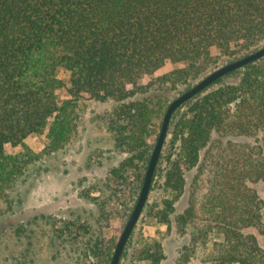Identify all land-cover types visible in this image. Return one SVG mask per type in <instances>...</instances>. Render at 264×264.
Segmentation results:
<instances>
[{"label": "trees", "instance_id": "obj_1", "mask_svg": "<svg viewBox=\"0 0 264 264\" xmlns=\"http://www.w3.org/2000/svg\"><path fill=\"white\" fill-rule=\"evenodd\" d=\"M263 43L264 0H0V202L31 162L70 143L81 99L119 102L109 129L129 155L113 173L123 194L134 184L140 192L170 104L149 94L190 88L222 58ZM168 62L174 68L157 75ZM60 69L70 73L69 85ZM62 88L70 98L60 97ZM37 134L48 138L41 152L27 143ZM167 143L165 197L150 213L169 228L187 171L203 165L204 150L212 164L202 202L176 217L182 233L193 228L176 264H264V247L246 232L259 227L264 234V198L250 185L264 181V57L183 103ZM213 233L222 238L210 244ZM165 258L160 242L134 253L138 264Z\"/></svg>", "mask_w": 264, "mask_h": 264}, {"label": "rangeland", "instance_id": "obj_2", "mask_svg": "<svg viewBox=\"0 0 264 264\" xmlns=\"http://www.w3.org/2000/svg\"><path fill=\"white\" fill-rule=\"evenodd\" d=\"M214 52L219 54L217 50ZM234 59L222 58L213 70ZM173 68L174 65L168 62L157 75ZM59 76L69 85L68 71L60 69ZM142 82L143 79L139 84ZM187 89L155 90L149 96L171 103ZM58 93L61 98L71 97L65 88ZM118 105L119 102L113 99L104 102L79 100V117L70 143L61 151L31 162L9 192L8 199L0 202V264H109L107 255L114 253L140 193L134 184L131 193L123 194L119 178L113 173V169L120 167L129 155L118 147L117 134L109 129L110 117ZM171 137L172 134L168 140ZM47 142L46 134L27 139L36 152H41ZM149 142H155V135L149 137ZM8 150L13 151L10 145ZM168 153L167 143L146 207L119 264H138L134 262L135 251L144 243L155 242H160L166 253L161 264H176L181 248L190 239L192 226L182 233L176 217L191 201L201 203L209 191L212 179L210 155L204 150L203 165L187 171L186 191L176 202L174 222L169 228L150 213L151 208L165 197L163 180ZM130 173L135 178V172L131 170ZM250 185L264 198V181L250 182ZM246 232L256 235L264 247V234L259 227L248 228ZM221 238L219 233H213L210 244ZM197 262L198 259L193 264Z\"/></svg>", "mask_w": 264, "mask_h": 264}, {"label": "water", "instance_id": "obj_3", "mask_svg": "<svg viewBox=\"0 0 264 264\" xmlns=\"http://www.w3.org/2000/svg\"><path fill=\"white\" fill-rule=\"evenodd\" d=\"M264 57V46H261L257 48L254 51L249 52L248 54H245L239 58H236L217 69L211 71L207 75H205L203 78L198 80L194 85H192L190 88L182 92L179 96H177L168 106V109L166 111V114L164 116V120L162 123V127L160 130V133L158 135L154 150L152 152V157L150 158L148 168L145 174L144 183L142 185L139 197L137 199V202L134 206V209L124 227V229L121 232V235L119 237V240L117 242L115 251L113 253L112 261L110 264H119L121 260V256L123 254V251L125 249V246L130 238L132 236V232L134 228L136 227L143 210L145 208L146 202L149 198V194L151 191L154 175L156 168L158 166V162L160 160L168 131L171 119L173 117V114L175 111L186 101L190 100L200 92L204 91L206 88H208L211 84H213L217 79L220 77L228 74L229 72L233 70H237L239 68L244 67L245 65L257 61Z\"/></svg>", "mask_w": 264, "mask_h": 264}]
</instances>
